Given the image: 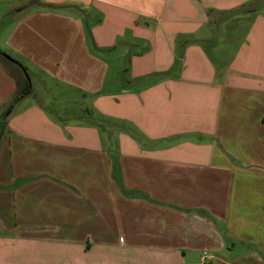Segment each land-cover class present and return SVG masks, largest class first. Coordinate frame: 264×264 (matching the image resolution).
I'll use <instances>...</instances> for the list:
<instances>
[{
    "label": "crops",
    "instance_id": "obj_1",
    "mask_svg": "<svg viewBox=\"0 0 264 264\" xmlns=\"http://www.w3.org/2000/svg\"><path fill=\"white\" fill-rule=\"evenodd\" d=\"M10 14L31 93L0 135V264H260L210 219L264 174V0ZM16 88L0 61V113Z\"/></svg>",
    "mask_w": 264,
    "mask_h": 264
},
{
    "label": "rangeland",
    "instance_id": "obj_2",
    "mask_svg": "<svg viewBox=\"0 0 264 264\" xmlns=\"http://www.w3.org/2000/svg\"><path fill=\"white\" fill-rule=\"evenodd\" d=\"M28 0H0V15L3 19L0 21V39L1 35L3 34V30L5 28V25L7 21L9 20L10 11L15 10L19 7H21L24 3H26ZM5 13V14H4ZM212 51H215L214 48H209ZM213 54V53H211ZM9 55V54H8ZM31 82V80H30ZM12 98L9 100L11 101ZM10 102L7 103L4 108H2V116L0 117V135L3 134L5 127L7 126L9 120L8 117H4L7 115L11 109H9ZM88 112L86 111V114ZM1 114V113H0ZM89 116L86 115V121H96L95 117L92 113ZM80 120H84V117L81 116L78 117ZM95 124H92V128L97 126H94ZM264 170V169H263ZM248 184V190H241L232 192L230 196H226L227 199H232V205L231 208L233 209L232 212H226L225 216L214 218V220L211 218L210 221H212L213 225L219 226L220 228H217L218 232L221 235H227L231 232V230H237L239 233L240 240L238 239V245L237 251L241 254L244 253H254L256 256L260 258V264H264V252L261 250L264 247V174H254L251 180L247 181ZM243 199V201H242ZM247 207V208H246ZM208 212H206L207 214ZM205 214V213H202ZM209 218V217H206ZM231 222H237L238 227L234 228L233 226L227 227L230 225ZM215 223V224H214ZM227 224V225H226ZM246 237L249 239H258L257 241H262L263 244H260L256 242V240H253L252 244L251 242L246 241ZM245 240V241H244ZM237 241H234V243ZM263 245V247H262ZM246 251V252H245ZM235 254V253H233ZM233 254H230L231 260L234 257ZM239 255V254H238ZM249 255V254H248ZM234 264L241 263L242 260H237V262L234 260L231 261ZM252 261H248L250 263Z\"/></svg>",
    "mask_w": 264,
    "mask_h": 264
},
{
    "label": "trees",
    "instance_id": "obj_3",
    "mask_svg": "<svg viewBox=\"0 0 264 264\" xmlns=\"http://www.w3.org/2000/svg\"><path fill=\"white\" fill-rule=\"evenodd\" d=\"M6 55L8 54L0 48V61L16 81L17 88L9 105V109H11L31 93V82L27 79L24 73L25 67L11 55H8V57H6ZM2 112L0 114V117L2 116ZM6 116L7 115H5L4 117ZM115 166L117 167V162H115Z\"/></svg>",
    "mask_w": 264,
    "mask_h": 264
},
{
    "label": "water",
    "instance_id": "obj_4",
    "mask_svg": "<svg viewBox=\"0 0 264 264\" xmlns=\"http://www.w3.org/2000/svg\"><path fill=\"white\" fill-rule=\"evenodd\" d=\"M6 57H8V55H6ZM24 73H25L27 79L30 80V77H29V75H28V73H27V71L25 69H24Z\"/></svg>",
    "mask_w": 264,
    "mask_h": 264
},
{
    "label": "built area",
    "instance_id": "obj_5",
    "mask_svg": "<svg viewBox=\"0 0 264 264\" xmlns=\"http://www.w3.org/2000/svg\"><path fill=\"white\" fill-rule=\"evenodd\" d=\"M204 258H206V257H204Z\"/></svg>",
    "mask_w": 264,
    "mask_h": 264
}]
</instances>
